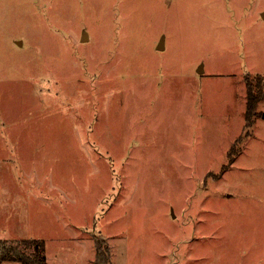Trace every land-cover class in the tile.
I'll list each match as a JSON object with an SVG mask.
<instances>
[{
  "label": "rangeland",
  "instance_id": "374dc122",
  "mask_svg": "<svg viewBox=\"0 0 264 264\" xmlns=\"http://www.w3.org/2000/svg\"><path fill=\"white\" fill-rule=\"evenodd\" d=\"M263 12L0 0V130L48 143L54 206L39 204L31 232L50 264H95L97 241L110 264L259 262L248 225L264 209V98L248 122L246 78L264 79Z\"/></svg>",
  "mask_w": 264,
  "mask_h": 264
},
{
  "label": "crops",
  "instance_id": "0c3cea01",
  "mask_svg": "<svg viewBox=\"0 0 264 264\" xmlns=\"http://www.w3.org/2000/svg\"><path fill=\"white\" fill-rule=\"evenodd\" d=\"M0 116L1 119L3 117L1 113ZM4 119L6 114L2 120ZM0 131L5 134L0 138V240L18 242L24 239H41L46 244L47 237L34 235L31 230L38 215L39 204L48 207L50 201L54 206V164L47 154L48 143L37 141L24 144L12 138L8 142L6 131ZM16 132L17 129L14 128L9 130L11 135ZM234 193L236 192L229 191V197ZM244 193L238 192L234 195L243 196ZM249 215L252 217V225H248L249 231L256 235L255 240L258 238L261 245L256 252V255L257 253L260 255V260L258 263L256 260L253 264H264V209L253 207ZM227 228L226 224L224 227L226 232ZM257 231H260L258 237ZM246 232L248 233L247 229L242 230L245 237ZM0 264H22V262L4 260L0 261ZM238 264L251 263L244 259L243 262L239 260Z\"/></svg>",
  "mask_w": 264,
  "mask_h": 264
},
{
  "label": "trees",
  "instance_id": "16d2710c",
  "mask_svg": "<svg viewBox=\"0 0 264 264\" xmlns=\"http://www.w3.org/2000/svg\"><path fill=\"white\" fill-rule=\"evenodd\" d=\"M246 84L248 87L246 119L249 122L250 117L256 114V112L253 111V107L257 105L260 99L264 98V79L260 76L255 79L253 77H247ZM20 242L35 245V250L30 254H24L18 251L16 247L9 246L8 243L10 242L0 240V261L18 260L21 261L22 264H50L45 254V241L39 239H24ZM110 255L109 247L97 241L95 264H110Z\"/></svg>",
  "mask_w": 264,
  "mask_h": 264
}]
</instances>
